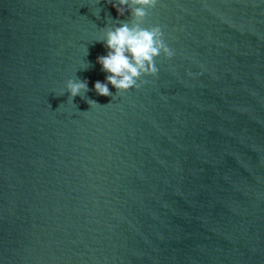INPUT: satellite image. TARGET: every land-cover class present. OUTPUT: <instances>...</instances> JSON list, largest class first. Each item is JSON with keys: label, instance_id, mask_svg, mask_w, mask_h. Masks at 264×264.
<instances>
[{"label": "water", "instance_id": "1", "mask_svg": "<svg viewBox=\"0 0 264 264\" xmlns=\"http://www.w3.org/2000/svg\"><path fill=\"white\" fill-rule=\"evenodd\" d=\"M113 2L0 0V264H264V0H158L112 97Z\"/></svg>", "mask_w": 264, "mask_h": 264}, {"label": "clouds", "instance_id": "2", "mask_svg": "<svg viewBox=\"0 0 264 264\" xmlns=\"http://www.w3.org/2000/svg\"><path fill=\"white\" fill-rule=\"evenodd\" d=\"M97 2L99 3V0ZM157 3L158 0H114L112 3L119 16H123L126 11L130 12V19L118 21L119 26L114 23L103 28V36L97 40L108 50L106 55L97 57L101 71L107 73L105 82L96 81L93 85L97 95L113 97L108 85L115 88L116 93L127 92L130 89L138 90L148 82L141 79L142 77H156L157 57L170 59L174 55L159 25L142 26ZM65 90L71 100L77 95L84 97L81 93L85 94L88 91L87 80L82 81L76 77L69 79L65 84ZM87 102L90 106L99 105L92 100Z\"/></svg>", "mask_w": 264, "mask_h": 264}]
</instances>
